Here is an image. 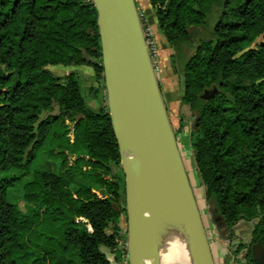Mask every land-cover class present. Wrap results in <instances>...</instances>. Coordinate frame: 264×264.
Returning a JSON list of instances; mask_svg holds the SVG:
<instances>
[{"label": "trees", "instance_id": "16d2710c", "mask_svg": "<svg viewBox=\"0 0 264 264\" xmlns=\"http://www.w3.org/2000/svg\"><path fill=\"white\" fill-rule=\"evenodd\" d=\"M149 2L195 117L191 148L217 223L236 237L238 264H264L251 253L264 245V0ZM57 65L91 66L106 90L93 1L0 0V264H113L106 249L129 264L116 249L126 182L108 104L90 106L79 72ZM45 147L58 167L24 183L35 205L24 212L7 196L26 173L12 171Z\"/></svg>", "mask_w": 264, "mask_h": 264}, {"label": "water", "instance_id": "95a60500", "mask_svg": "<svg viewBox=\"0 0 264 264\" xmlns=\"http://www.w3.org/2000/svg\"><path fill=\"white\" fill-rule=\"evenodd\" d=\"M92 1L98 11L107 104L125 173L128 262L157 264L155 203L162 200L184 216L193 264H217L137 1ZM209 92L203 96H213ZM251 253L264 261L261 241Z\"/></svg>", "mask_w": 264, "mask_h": 264}, {"label": "rangeland", "instance_id": "374dc122", "mask_svg": "<svg viewBox=\"0 0 264 264\" xmlns=\"http://www.w3.org/2000/svg\"><path fill=\"white\" fill-rule=\"evenodd\" d=\"M136 1L142 18L143 26H147L151 28L150 29V32L152 33L151 36L152 39H154L155 41L153 47V50L156 53L155 66L156 65L159 66L160 57H161L160 46L157 38L155 37V33L153 31V27L150 23V18H149V17H152V19L154 18V11H152V8L147 6V2H146L147 0H136ZM49 68L57 75H64L73 70L78 71L83 83L84 94L88 100L89 105L95 109H98L99 107L107 103L106 90H104L103 87H100L101 91L100 92L96 91V89L99 87V83L95 78V71L91 66L57 65V66H50ZM171 98L173 100H179L178 92L171 93ZM51 113L52 114L58 113L57 106H55L54 110ZM194 120L195 117L193 112L191 111L188 105H185L181 109L179 120L176 119L175 116H173L172 124L175 131L179 132V136H178L179 144L182 150L184 160L185 162H187V167H188L187 169L190 174L191 181L193 183V187L194 190L196 191V196L202 210L203 218L207 227V231L209 234V238L211 241L216 262L217 264H238L233 254L237 239L236 237L231 238L228 235L223 234V232H221V227L216 220L217 206L214 200H209L207 198L205 186L201 181L199 171L194 161V155L190 142V133L191 130L193 129ZM181 124L183 125L182 127L183 129L182 131H179ZM71 159H74V157L71 156ZM42 165L50 166L53 169H57L58 167V160L51 158L48 155L47 147L41 149L37 153L36 160L28 168L24 167L22 170L12 171L13 175L18 174L21 176V172L26 173L25 175L20 177V179L17 181V183L14 186L9 188L8 196H7L10 202L16 203L24 212H31L35 209V205L33 203H30L24 199L23 196L24 183L29 179H31L32 173L36 169H38L39 166ZM122 203H126V197L122 199ZM241 226H242V230L240 232L239 231L236 232V236H238V239H242L243 241H249L250 238L245 233L246 230L249 228V226L247 224H241ZM120 227H121L120 230L121 234L122 235L126 234V237L117 238L116 249H120V248L123 249L124 247L127 248V215L123 214V216L121 217ZM107 232L108 233L113 232L112 225H110L107 228ZM106 251L108 252L109 257L111 258L113 264H118L115 260L114 254L110 251V249H106ZM157 262L158 264H162L159 258H157ZM122 264H127V262L125 261Z\"/></svg>", "mask_w": 264, "mask_h": 264}, {"label": "crops", "instance_id": "0c3cea01", "mask_svg": "<svg viewBox=\"0 0 264 264\" xmlns=\"http://www.w3.org/2000/svg\"><path fill=\"white\" fill-rule=\"evenodd\" d=\"M147 6L151 8L149 0L146 1ZM153 11V10H152ZM150 18V23L153 27L155 37L157 38L160 46V63L156 65V71L159 77L160 85L164 100L168 107V113L171 121L173 122V116L179 120L181 109L185 104L182 103L183 96V82L177 65L173 64L171 56L174 53V49L167 43L165 37L162 35L156 18ZM178 92L179 100H173L171 93ZM242 227L238 229L240 232Z\"/></svg>", "mask_w": 264, "mask_h": 264}, {"label": "bare ground", "instance_id": "6f19581e", "mask_svg": "<svg viewBox=\"0 0 264 264\" xmlns=\"http://www.w3.org/2000/svg\"><path fill=\"white\" fill-rule=\"evenodd\" d=\"M185 164L187 167V162H185ZM155 234L157 238V258H159L161 262L162 257L158 255V251L167 252V248L165 247L161 249V246L163 245L165 238L171 234L169 239L174 240L176 236L179 235L181 240L187 244V255L191 257V264H193L189 237L185 227L184 216L180 208H169L165 205L164 201L157 200L155 203ZM174 251L179 255L183 249L177 248Z\"/></svg>", "mask_w": 264, "mask_h": 264}, {"label": "clouds", "instance_id": "9594fccd", "mask_svg": "<svg viewBox=\"0 0 264 264\" xmlns=\"http://www.w3.org/2000/svg\"><path fill=\"white\" fill-rule=\"evenodd\" d=\"M148 212H145L144 215L146 218H151L147 215ZM89 230L92 228L89 226ZM171 234H169L170 236ZM169 236L165 238L161 249L167 248V252L158 251V255L162 257V264H191V257L187 255V244L181 240L180 236L177 235L174 240L169 239ZM177 248L183 249V251L178 255L174 251Z\"/></svg>", "mask_w": 264, "mask_h": 264}, {"label": "built area", "instance_id": "2783aa9c", "mask_svg": "<svg viewBox=\"0 0 264 264\" xmlns=\"http://www.w3.org/2000/svg\"><path fill=\"white\" fill-rule=\"evenodd\" d=\"M150 27H147V26H144V32H145V36L147 38V43H148V46H149V50H150V53H151V56H152V59H153V62L155 64V57H156V53L154 52L153 50V47H154V44H155V41L154 39H152V33L150 32ZM67 123H70V121H67ZM72 126V125H71ZM71 137H73V133L70 134Z\"/></svg>", "mask_w": 264, "mask_h": 264}, {"label": "flooded vegetation", "instance_id": "af4514ba", "mask_svg": "<svg viewBox=\"0 0 264 264\" xmlns=\"http://www.w3.org/2000/svg\"><path fill=\"white\" fill-rule=\"evenodd\" d=\"M221 232H223V231H221ZM224 234V233H223Z\"/></svg>", "mask_w": 264, "mask_h": 264}]
</instances>
